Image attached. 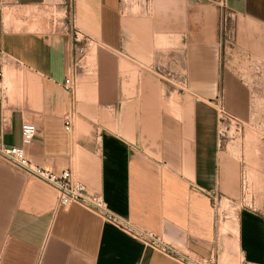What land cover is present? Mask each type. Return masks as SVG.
Returning a JSON list of instances; mask_svg holds the SVG:
<instances>
[{
    "label": "crops",
    "instance_id": "1",
    "mask_svg": "<svg viewBox=\"0 0 264 264\" xmlns=\"http://www.w3.org/2000/svg\"><path fill=\"white\" fill-rule=\"evenodd\" d=\"M141 3L0 0V140L21 146L22 124L32 122L33 163L69 169L111 212L216 264H264V210L219 212L240 189L219 112L247 102L221 67L219 7ZM227 4L236 30L264 51V0ZM42 7L60 15L46 23ZM74 31L85 54L68 91ZM0 264L180 263L80 204L60 206L54 187L0 159Z\"/></svg>",
    "mask_w": 264,
    "mask_h": 264
},
{
    "label": "rangeland",
    "instance_id": "2",
    "mask_svg": "<svg viewBox=\"0 0 264 264\" xmlns=\"http://www.w3.org/2000/svg\"><path fill=\"white\" fill-rule=\"evenodd\" d=\"M127 1L134 7L138 2H142L141 4L146 2L143 0ZM35 13L40 19L46 20V23L52 16L60 15L55 9L52 8V10H49L45 7L40 8ZM220 17L219 14V19ZM227 22L228 25L234 29L236 39L234 40V45H229V43L225 41V36L221 34L223 46L221 48L220 63L223 71L226 70L233 75L238 89L237 97L239 99L242 97L247 102H229V104L226 102L224 108L221 110L222 112H219L221 115L220 139L222 147L225 150L233 151L234 154L238 156L240 174L238 200L235 201V203L227 201L226 199L221 202L219 212L222 217L232 216L238 208L244 206L264 210V173L262 166L261 140L264 129V73L261 71L259 72L257 69V64L259 62H264V51L259 49V47H253L247 40L246 34H243L239 29L236 30L235 17L228 18ZM175 83L179 86H184V84H181L178 80L175 81ZM185 84H188L187 78ZM247 131L249 133L252 132L251 134L255 132L254 134L256 137L253 136L254 134L252 135L253 139L255 138L253 142L255 146L253 145V148L256 147L254 153L259 157L261 169L258 171V175L263 181L262 186L254 183L255 181L250 178V173L248 171L247 158L249 146L246 139L249 134Z\"/></svg>",
    "mask_w": 264,
    "mask_h": 264
},
{
    "label": "built area",
    "instance_id": "3",
    "mask_svg": "<svg viewBox=\"0 0 264 264\" xmlns=\"http://www.w3.org/2000/svg\"><path fill=\"white\" fill-rule=\"evenodd\" d=\"M71 1V0H70ZM146 1V0H143ZM220 10L219 19V37L223 46L221 34L225 36V41L229 45H234L235 31L228 25V18H234L233 11L228 7L227 0H213ZM78 32L74 31L72 50H74V60L70 65L69 73L64 80V87L68 91H72L75 87V75L82 69V58L85 54V46H77L80 41ZM232 47V46H230ZM258 71L264 73V62L257 64ZM173 81H179L181 84L186 83L184 76L170 71L167 73ZM4 78V69L0 64V100L5 98L3 88L1 87ZM171 79H166L172 82ZM222 110V109H221ZM220 110V111H221ZM222 112V111H221ZM70 121L66 122V129L70 128ZM36 134V126L32 122H24L21 129V146H11L0 140V159L19 171L34 175L45 183L54 187L58 192V203L62 207H68L73 203H77L101 216L113 225L124 229L131 236L141 240L146 246L169 256L180 264H216L212 257L206 258L198 255L189 254L178 249L161 236L134 224L127 218L121 217L111 212L103 199L98 193L90 192L84 183L76 180L69 169L62 171H54L48 167L33 163L26 153L25 146L29 145ZM262 140V166L264 173V129L261 136Z\"/></svg>",
    "mask_w": 264,
    "mask_h": 264
},
{
    "label": "bare ground",
    "instance_id": "4",
    "mask_svg": "<svg viewBox=\"0 0 264 264\" xmlns=\"http://www.w3.org/2000/svg\"><path fill=\"white\" fill-rule=\"evenodd\" d=\"M126 1V0H125ZM251 130V129H250ZM248 132V131H247ZM252 133V132H251ZM251 133H249L248 132V134L249 135H247V141H248V146H249V151H248V165H249V171H250V178L252 179V178H254V177H259V173H258V171L261 169V166H260V163H259V157L258 156H256V153H254V149L256 148H253V142H254V139H253V137H252V135L255 133H253V134H251ZM253 136H255V134L253 135ZM256 137V136H255ZM257 139V138H256ZM255 146V145H254ZM257 150V149H256ZM260 153V152H259ZM258 153V154H259ZM261 175V174H260ZM260 179V178H259ZM255 183V182H254ZM257 184H260V186H262L263 185V181H262V179L261 180H259V181H257Z\"/></svg>",
    "mask_w": 264,
    "mask_h": 264
}]
</instances>
